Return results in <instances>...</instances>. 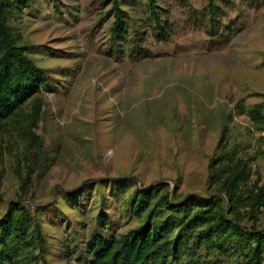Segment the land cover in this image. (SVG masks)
<instances>
[{
	"label": "rangeland",
	"instance_id": "374dc122",
	"mask_svg": "<svg viewBox=\"0 0 264 264\" xmlns=\"http://www.w3.org/2000/svg\"><path fill=\"white\" fill-rule=\"evenodd\" d=\"M155 2L162 30L145 0L11 8V32L49 81L0 121V219L25 208L49 264H86L92 236L136 226L126 206L138 189L227 208L236 174V197L264 187V0H216L215 29L207 0ZM249 205L238 208L243 224L264 230V206L255 221Z\"/></svg>",
	"mask_w": 264,
	"mask_h": 264
},
{
	"label": "trees",
	"instance_id": "16d2710c",
	"mask_svg": "<svg viewBox=\"0 0 264 264\" xmlns=\"http://www.w3.org/2000/svg\"><path fill=\"white\" fill-rule=\"evenodd\" d=\"M30 1L0 0V121L12 117L49 81L44 70L26 55L27 47L18 44L9 25L11 8L17 3L21 12ZM145 1L154 26L162 30L157 2ZM215 2L207 0L210 29H215L219 10ZM114 10L111 36L118 41L125 31L116 3ZM239 176L226 180L227 208L215 197L190 196L177 201L168 195L158 198L162 187L136 190L126 210L138 218V224L117 238L92 236L86 245L90 256L86 264H264V230L255 223L244 225L246 216L238 213L239 207L250 204L247 219L256 221L257 209L264 206V187L258 188L253 199L250 195L236 197L243 178ZM26 213L25 208L19 211L10 207L6 217L0 219V264H49L42 228L36 221L31 223ZM99 213L103 232L105 215Z\"/></svg>",
	"mask_w": 264,
	"mask_h": 264
}]
</instances>
